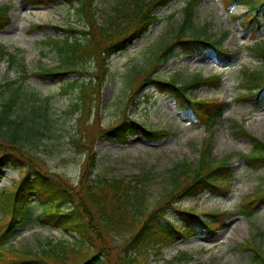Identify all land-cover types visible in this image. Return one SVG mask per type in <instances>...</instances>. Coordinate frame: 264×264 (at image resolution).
Segmentation results:
<instances>
[{
    "label": "rangeland",
    "instance_id": "obj_1",
    "mask_svg": "<svg viewBox=\"0 0 264 264\" xmlns=\"http://www.w3.org/2000/svg\"><path fill=\"white\" fill-rule=\"evenodd\" d=\"M123 1L126 0H97L95 4L97 18L107 30L111 23L115 22L116 10ZM189 1L192 0H173L168 7L158 11L157 15L161 20L154 24L142 39L111 58L108 80L101 87L98 85L99 81L95 83L91 103L85 105L86 108L81 114L74 113L68 116L65 112L70 110L71 103H75L79 96L73 92L64 94L59 82L35 78L32 75L42 69L55 68L60 62V56L56 54L52 45L45 43L47 39L78 37L71 29H86V23L63 2L37 6L22 0H0V6L12 5L11 25L0 30V43L9 47L10 52L17 56L14 65H9L6 61L0 64V84L20 79L22 75L30 76L23 87L4 89L0 95V106L15 100L13 118L22 113L21 99L36 106L44 105L49 109L52 131L48 137L44 136L42 144L36 151L39 154L38 158L46 163L47 168L43 173L54 175L52 178L43 179L48 187L56 185L55 175L62 176L71 187H80L79 180L85 163V154L81 153L78 145L83 141L86 145L92 146L96 154L97 166L93 178L98 175L100 178L112 180L127 181L133 178L143 180L147 185L148 209L164 206L165 210L169 211L168 216L171 220L178 219L179 215L177 211L165 206L168 201L162 199L171 192L173 173L183 164L197 166L204 148L203 143L212 139L213 155L216 158H232L236 177L231 194L225 200L209 194L185 199L182 201V207L195 210L197 213L230 211L232 215L230 220L227 219L226 231L217 233L216 237L203 234L178 241L174 246L164 250L163 257L152 253L149 264H168L179 256L180 252L189 254L194 263L251 264L253 253H245L237 247L245 240L251 239L264 250V235L261 234L264 231V205L251 219L239 214V205L259 186L264 188V168L254 173L244 163L242 155L250 153L252 143L236 136L232 121L236 120L248 132L264 142V107L253 108L248 103L236 101L248 91L243 85L250 83L254 77L264 76V58L259 56L256 50L257 44L264 43V36L259 40H253L251 33L237 25L235 19V16L242 12L251 10L253 3L238 6L230 13L226 12L222 0H202L194 8L187 34L197 30L204 38L209 37L217 42L224 39L221 47L232 52L235 58L232 64H221L212 55L195 58L179 53L180 56L168 64L159 65L153 76L166 79L178 75L179 83L183 84L198 75L203 77L221 75L223 84L220 88H201L190 93V97L196 101L211 99L230 104L224 110V116L215 132H208L204 123L186 116L178 106L177 97L164 86L157 87L154 83L146 82L139 96L133 102L131 100L140 79L153 70L154 57L158 54V49L171 40L179 30L185 19V8ZM256 2L262 5L252 11L264 13V0ZM34 24H39L43 28L31 31ZM90 53L97 54V50L91 49ZM96 59L95 62L93 59L84 61V64L88 72L100 78L101 57L97 56ZM18 64H22V69ZM139 72L142 73L140 76L135 75ZM86 76L70 74L66 80L69 82L79 77L85 79ZM149 91L154 93V97L150 102H144L145 94ZM32 99L39 101L34 102ZM138 103L139 106H136ZM124 113L128 116L127 124H131V119H136L152 131L160 130L165 135L158 134L160 136L158 139L140 134H126L115 140L109 138L107 134L96 137L97 133L120 124L124 119ZM3 151L0 150V155ZM2 176L0 194L3 190L12 188L14 181H19L20 172L9 168L4 170ZM36 203L38 201L34 200L35 205L31 206L35 218L43 210V207H38ZM179 225L183 226V223L180 222ZM12 239L11 244L7 246L9 250L33 251L40 255L44 250H52L49 248L57 246L58 243L78 248L77 243L80 241L77 235H64L56 228L41 226L37 222L23 226ZM114 244L111 249L113 262L121 255L117 246L118 239ZM57 249L58 252L62 251L58 246ZM69 259L68 264L79 262L71 257Z\"/></svg>",
    "mask_w": 264,
    "mask_h": 264
},
{
    "label": "trees",
    "instance_id": "obj_2",
    "mask_svg": "<svg viewBox=\"0 0 264 264\" xmlns=\"http://www.w3.org/2000/svg\"><path fill=\"white\" fill-rule=\"evenodd\" d=\"M31 5L44 6L57 2L66 3L80 20L86 23L85 30H74L78 37L68 36L64 39H47L45 43L53 45L60 56V62L55 68H46L36 72L32 77L44 80L56 81L61 84L64 94L76 93L78 99L71 103L70 110L65 114H81L87 103H91L94 94L95 83L99 86L108 80L110 75L111 58L132 46L137 40L146 35L151 27L161 20L157 12L168 7L173 0H126L116 10L115 22L111 23L107 30L98 18L95 8L97 0H23ZM202 0L189 1L185 8V19L179 30L171 40L165 42L154 57L153 70L140 79L134 89L135 98L144 89L146 82L154 83L157 87L164 86L170 89L178 99V106L186 116L197 119L205 124L208 132H215L219 126L225 109L229 103L217 100H193L190 93L197 92L201 88H220L221 76L209 78L198 75L188 82L180 84L178 75L162 79L153 78L159 65L168 64L181 54H190L194 57H207L212 55L215 60L224 64H232L235 58L232 52L222 46L224 39L213 41L209 37H202L199 31L187 34L188 26L193 19V11ZM226 11H231L238 5H253L251 11H247L235 17L237 25L246 32H250L254 39H260L264 35V13H255L262 4L256 0H222ZM258 3L257 6L254 5ZM10 5L0 6V30L11 24ZM43 26L31 27V31L42 29ZM59 30L58 27H56ZM61 31V30H59ZM44 43V44H45ZM257 54L264 58V43L256 45ZM97 50V54L90 50ZM180 53V55H178ZM101 57L100 78H97L85 66L84 61ZM15 54L0 43V64L7 61L9 65L16 63ZM97 61V59H96ZM22 69V64H18ZM70 74L87 75L85 79L79 77L73 81L66 79ZM138 74V75H137ZM142 73H136L140 76ZM23 77V78H22ZM15 81H5L0 84V95L4 89L14 87L21 88L30 76L25 75ZM20 84V85H19ZM248 89L236 101L248 103L253 108L264 107V76L254 79L243 85ZM154 93L145 94L144 102H150ZM34 102L38 99H32ZM49 101V100H48ZM46 101V103H48ZM23 103L22 113L13 118L15 100H10L0 106V179L4 170L14 168L19 170V181H14L12 188L5 189L0 194V264H68L69 257L79 260L76 264H149L152 253L163 257L164 250L174 246L178 241L192 239L196 235H214L224 231L227 219L231 217L229 211H208L197 213L182 207V201L199 198L204 194L225 199L235 180V171L231 157L218 159L213 155L212 139L203 143L200 161L197 166L181 165L172 175L173 187L168 193L165 206L177 211L178 219H170L169 211L164 206L157 209H148L146 202L147 185L137 178L108 179L93 178L94 169L97 166L96 154L93 147L83 141L78 149L85 154V163L82 169L80 187L69 186L62 176L55 175L56 185L48 187L43 179L54 177L53 174H44L46 163L38 158L42 140L48 137L51 130L49 109L44 105H33L28 101ZM139 106L138 104H135ZM128 116L124 113L123 121L112 129L97 133L96 137L107 134L111 139H119L127 135H144L158 139V134L165 135L162 131H152L147 126L131 119L127 124ZM81 122V119L79 120ZM236 136L247 139L252 143V149L248 155H242L244 163L257 172L264 168V142L254 137L239 122L232 121ZM213 135V134H212ZM45 136V137H44ZM79 137V134H77ZM95 137V138H96ZM97 141V139H95ZM18 155V156H16ZM168 198V199H167ZM34 200L36 205L43 207L42 213L33 217L32 207ZM33 204V205H32ZM71 205V207H69ZM264 205V189L259 186L255 192L247 195L239 209L242 216L250 219ZM202 217H205L204 220ZM37 222L40 225L56 228L64 235L74 234L80 237L78 248L70 247L63 243L44 250L42 255L33 251L17 252L9 250L19 230L25 225ZM182 222L183 226L179 223ZM264 235V231L261 232ZM118 239V247L121 255L115 262L112 261V245ZM115 245V244H114ZM238 250L245 253H253L251 264H264V250L253 240H245L238 245ZM123 253V255H122ZM168 264H200L194 263L189 254L178 253Z\"/></svg>",
    "mask_w": 264,
    "mask_h": 264
}]
</instances>
